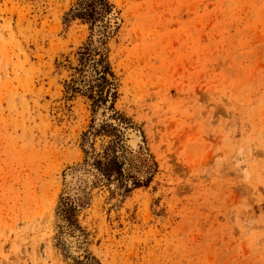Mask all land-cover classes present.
<instances>
[{"label":"rangeland","instance_id":"rangeland-1","mask_svg":"<svg viewBox=\"0 0 264 264\" xmlns=\"http://www.w3.org/2000/svg\"><path fill=\"white\" fill-rule=\"evenodd\" d=\"M73 1L0 0V264L70 260L55 205L93 116L65 91L88 34L63 20ZM108 1L114 107L156 166L125 195L91 189L83 245L101 264H264V0Z\"/></svg>","mask_w":264,"mask_h":264},{"label":"trees","instance_id":"trees-1","mask_svg":"<svg viewBox=\"0 0 264 264\" xmlns=\"http://www.w3.org/2000/svg\"><path fill=\"white\" fill-rule=\"evenodd\" d=\"M112 8L108 0H74L63 13L64 21L77 18L88 28L85 41L74 52V64L68 65L72 72L65 91L69 97L75 93L85 96L93 115L81 133V160L71 167L77 172L75 180L64 185L55 205L56 244L62 249V257L70 259L67 264H101L83 245L86 233L77 219L78 212L90 202L91 189L105 185L111 193L125 195L136 186L146 185L156 166L142 145L132 151L125 144L124 130L131 121L114 107L117 81L107 45L117 27L116 21L110 20ZM96 113L100 119L95 122ZM96 135L107 137L98 148L88 141ZM64 235L74 238L75 253L66 250Z\"/></svg>","mask_w":264,"mask_h":264},{"label":"bare ground","instance_id":"bare-ground-1","mask_svg":"<svg viewBox=\"0 0 264 264\" xmlns=\"http://www.w3.org/2000/svg\"><path fill=\"white\" fill-rule=\"evenodd\" d=\"M129 137H130V142L133 143V142H135L134 140L136 139L137 136L134 133H130Z\"/></svg>","mask_w":264,"mask_h":264}]
</instances>
